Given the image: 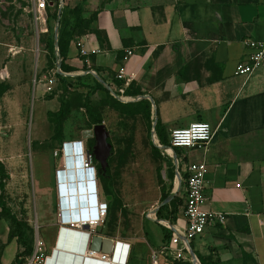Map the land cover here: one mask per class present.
Returning <instances> with one entry per match:
<instances>
[{"label": "crops", "instance_id": "1", "mask_svg": "<svg viewBox=\"0 0 264 264\" xmlns=\"http://www.w3.org/2000/svg\"><path fill=\"white\" fill-rule=\"evenodd\" d=\"M61 2L80 10L73 18L76 36L63 60L69 69L66 74L71 76L64 78L73 83L90 75L96 80V75L117 93L124 82L115 76L120 71L126 78L132 76L125 92L132 86L141 96L125 93L124 97L139 102V97L148 96L153 124L166 138L172 130L186 128L191 123L210 125L213 137L206 150L184 151L181 159L185 166L206 164L203 208L224 215L225 219L223 223H211L202 235L190 242L188 249L182 242L171 245V237L186 225L185 166L180 169L179 178L172 165L174 182L173 189L167 192V204L158 208L161 201L140 219L141 223L142 218L156 223V230L151 233L140 222L134 226L136 229L131 226L133 229L129 230L124 226L109 229L105 223L98 225L95 235L111 240L114 250L106 255L104 262L99 261L103 255L100 253H96L97 260L89 261L83 254L62 251L67 247L61 246L58 212L49 211L48 205L52 206L53 202L45 194L41 207L43 226L49 233L45 239L50 257L47 264H152V255L158 264H192L189 248L199 264H264V66L249 79L234 76L236 65L249 53L243 40L264 42V0ZM64 5L59 20L58 9L56 19L52 18L54 12L42 15L37 25L43 22L42 29L46 28L43 33L53 25L55 37L61 15L65 14ZM91 16L94 17L90 19ZM79 40L90 53L87 67L75 46ZM38 52L37 73L48 62L44 52ZM28 85L29 82L26 88ZM41 90L40 84L33 86L37 97ZM59 108L60 105L57 111L47 112L46 116L58 112ZM14 121L20 127L21 121L18 118ZM154 136L158 139L155 131ZM160 155L166 160L180 154L161 149ZM65 170L64 167L62 171ZM55 178L57 193L64 201L62 183L57 175ZM98 198L102 202L106 197ZM34 202V197L26 198L24 205L19 206L22 209H18L22 210L21 222L27 227H31ZM11 212L16 215L13 209ZM33 213L36 228L41 217L35 210ZM14 246L12 243L7 251L14 250Z\"/></svg>", "mask_w": 264, "mask_h": 264}, {"label": "rangeland", "instance_id": "2", "mask_svg": "<svg viewBox=\"0 0 264 264\" xmlns=\"http://www.w3.org/2000/svg\"><path fill=\"white\" fill-rule=\"evenodd\" d=\"M52 4L46 12H57L59 0H52ZM64 7L63 19L67 17L71 29L73 18L80 10L73 13L74 9L70 6ZM33 8L30 0H0V162L3 163L6 175L2 178L4 192L1 200L7 207L10 205L9 210L13 209L16 214L14 216L21 222L22 210L18 209L24 205L26 198L34 197L35 213L41 217L37 222V233L45 243L49 233L43 226L44 211L41 204L46 194L53 202L52 206L48 205L49 211L58 212L55 177L57 171L64 169L63 145L77 142L85 150L94 146V125L85 109L84 105H87L101 119L112 147L109 157V190L116 200L108 209L104 223L109 229L118 226L128 230L136 229L134 226H138L141 217L156 208L162 196L173 189V162L171 159L165 160L160 150L157 152L153 149V118L151 116L148 121L142 114L126 117L112 107L104 106L107 96L95 87L97 80L92 75L88 79L73 82L67 88L62 85L55 77L56 64L60 62L61 67V61L60 56L57 57L53 51V25L48 32L43 33L46 28L42 29L43 22L38 25L35 22ZM62 28L63 22L57 28L58 35ZM38 51L44 52L48 61L39 73L36 72ZM27 82L29 85L26 88ZM39 84L42 90L37 97L33 86ZM112 93L109 92V95L116 99L115 93ZM65 100L70 103L69 113L62 121L59 140H54V126L48 122L46 114L57 111L60 103ZM42 102L49 106L42 105ZM17 118L21 121L18 125L20 127L14 121ZM178 151L182 171L184 163L181 158L187 150ZM98 191L102 199L108 192L99 181ZM33 212H30L32 218ZM32 218L31 227L26 228V224L21 222L28 245L35 238ZM141 224L150 229L151 233L157 227L156 223L147 218H142ZM13 234V226L6 221L0 210V264H14L15 255L23 251L16 238L8 243ZM12 243H15L14 250L10 248L7 251Z\"/></svg>", "mask_w": 264, "mask_h": 264}, {"label": "built area", "instance_id": "3", "mask_svg": "<svg viewBox=\"0 0 264 264\" xmlns=\"http://www.w3.org/2000/svg\"><path fill=\"white\" fill-rule=\"evenodd\" d=\"M33 5V13L35 22L41 21L42 15L46 12L48 7H51L52 0H30ZM56 8L58 13L62 11L63 5L61 0L57 4ZM242 44L248 50V56L245 60L239 62L234 69V76L249 79L255 72L264 66V42L255 41L252 39L243 40ZM78 49L79 55L83 58V63L89 65V51L86 50L84 43L79 40L75 44ZM99 53V51H95ZM128 56H131V52H126ZM116 80L123 81L121 89H117V93L114 97L122 100H129L124 97L125 90L129 86V82L132 76L125 77L123 71H120L116 76ZM213 137V132L208 123L195 122L191 123L186 128L174 129L168 136V144L171 151L176 150H203L205 151L210 144ZM154 141L158 149L161 151L162 146L158 139L154 136ZM74 146V157L79 162L80 173L82 176V183L87 185V191L84 193V208L79 211L60 209L59 204L61 199L58 197V224H61V220L69 223L70 221L76 223H70L71 228L85 229V237H78L73 240L74 248L72 251L83 254L89 261L97 260L96 252L90 250L91 238L96 234L95 229L98 225L104 223L108 213V203L103 200L96 203V193L94 187V178L97 175L96 167L93 162V156L85 150L81 144L75 142L70 143ZM66 144L62 147V152ZM173 160V167L177 171V176L180 178V159L179 157L171 158ZM185 166V164H184ZM183 166V167H184ZM62 171V170H60ZM60 171H57L59 173ZM207 172L206 164L204 162L190 163L185 166V206L183 215L186 220V225L183 231L174 234L171 237V245H176L182 242L186 249L196 237L202 235L205 229L213 222L223 223L225 216L218 213H211L205 211L203 190L205 185V175ZM86 178V179H85ZM57 185V182H56ZM84 188V186H83ZM149 217V216H148ZM81 221V222H80ZM81 225V226H80ZM69 228L68 226H65ZM56 249V247H55ZM81 250V251H80ZM56 251V250H55ZM168 250L163 249L164 254H167ZM106 255H101L100 260L104 262ZM50 257L47 255L46 246L44 241L38 236L37 227L35 228V238L33 239L32 253L25 258L22 264H47ZM152 264H158L155 260V256L152 255Z\"/></svg>", "mask_w": 264, "mask_h": 264}, {"label": "trees", "instance_id": "4", "mask_svg": "<svg viewBox=\"0 0 264 264\" xmlns=\"http://www.w3.org/2000/svg\"><path fill=\"white\" fill-rule=\"evenodd\" d=\"M76 12H77L76 10H73V13H76ZM67 15H68V13H66V16ZM64 16H65V14L62 13L61 24L63 22V28H62L61 32L59 31L57 45H58L59 56L62 59L61 70L64 73L65 72L68 73L69 69L64 65L63 60L65 59L66 50L68 49L70 42L75 38L76 34L73 33V31L75 30L74 28L71 27V29H70V26L68 25L67 17L65 19H63ZM52 18L56 19V12H55V14L52 15ZM53 51H54V49H53ZM55 77L57 78L58 81H60L62 83V85H65L66 88L73 84L72 80H70L69 78H64V77H61L57 74L55 75ZM80 80L81 79H77L75 82H79ZM94 84H95V87L97 89L102 90L104 92V94L107 96V100L103 102L104 106L112 107L114 110L118 111L121 115L126 116V117H134L136 115L142 114L146 120L150 121L151 107H150V103L147 100H141L137 103L122 104V103L118 102L116 99H114L113 97H111L109 95V92L100 83H97L95 81ZM129 89H130V91L125 92L126 96H131V97L141 96L140 92L137 90H134L132 86L129 87ZM84 106H85V109L87 111L89 118L92 121V124L94 126L95 125H101V119L98 117V115L95 112H93V109L90 106H87V105H84ZM69 107H70L69 101L65 100V101L60 103V108H59L58 112L48 113V115H47L49 122L51 124H53V126H54V135H53L54 140H59V137L61 135V129H62V121L67 116V114L69 113ZM154 131L158 137L159 143L162 146L169 148L168 139L166 137H163L160 135V132L158 130L157 125L155 126ZM93 143L95 144V142H93ZM92 149H93V146H89L87 148V151L91 155H92ZM153 149L158 152V149L156 147H153ZM166 150L171 151L170 149H166ZM174 151L176 154H179L178 150L175 149ZM93 162H94V165L96 167L98 181L102 182L108 190V192L105 194V197H107V196L112 197V200L108 203V209H109L110 207L113 206V203L116 200L115 197L113 196V193L109 190V181H110L109 160H108V167H107L105 173H103L101 171L99 165L95 162L94 159H93ZM5 177H6V175L4 173V166L0 162V191H1V194H0V210H1V213L4 215V218L6 219V221H8L14 228V234L12 236H10V240L8 241V243L11 241V239L16 238L18 244L23 248V251L21 253H18L15 256L14 264H22L24 262L25 258H27L32 253V247L27 244V240L25 238L24 226H26V225L23 226V224L12 214V212L9 210V208L1 200L2 194L4 192V183L2 181V178H5ZM167 197H168L167 195H163L162 201H165L167 199ZM26 228H27V226H26Z\"/></svg>", "mask_w": 264, "mask_h": 264}, {"label": "water", "instance_id": "5", "mask_svg": "<svg viewBox=\"0 0 264 264\" xmlns=\"http://www.w3.org/2000/svg\"><path fill=\"white\" fill-rule=\"evenodd\" d=\"M59 18H60V12L58 13V20H59ZM57 28L55 30V44H54L55 49L54 50H55L56 56L58 57L59 52H58V45H57ZM56 74L61 76V77L71 76V75L66 74V73L61 71L60 62H57V64H56ZM95 78L99 83H101L103 85V87L107 91H109L111 94H113L112 90L110 89L109 86H107L105 83H103L96 75H95ZM116 99L121 103H128V102L134 101V100H122L120 98H116ZM137 100L138 101H140V100L151 101L148 96L139 97V99H137ZM154 126H155V123L153 124V130H152V142H153L154 146L157 147L155 144V141H154ZM92 134H93V140L95 142L93 149H92V156H93V159L95 160V162L99 165L101 171L103 173H105V171L108 167V159L110 157V153L112 150V147H111L110 143L108 142V133H107L105 127L101 124V125H95L93 127ZM161 149H168V147H163ZM69 159H70V157H69ZM70 160H72V162H73V159H70ZM76 166H77V169H79V171H80L79 162H76ZM76 173L77 172H75L74 167H71V168H66L65 171H60L59 173L56 174L57 178L58 177L61 178L60 181L62 183V186L65 188V192H66L65 196L71 197V199H66V203L68 206H71L72 209L79 207V197H78L79 193L77 190V185H76L77 183L75 182V179L74 180L71 179V180L67 181V177L69 174H71V175H73V177H75ZM78 173H80V172H78ZM81 195L82 194H80V196ZM70 200H71V203H70ZM111 200H112L111 196H107L105 198V201L108 203ZM167 202H168V199L163 201L159 205L158 208H161L162 206L166 205ZM70 243H71V240L66 239V241H64V247L65 246L69 247V249L65 250V251H69V250L72 251V249L70 248V247H72V246H70L71 245ZM90 250H92L96 253L103 254V255H111L113 253V250H114V245L111 242V240L106 239V238H102L98 235H94L91 238ZM189 255L191 256V263L192 264H199L190 248H189Z\"/></svg>", "mask_w": 264, "mask_h": 264}, {"label": "clouds", "instance_id": "6", "mask_svg": "<svg viewBox=\"0 0 264 264\" xmlns=\"http://www.w3.org/2000/svg\"><path fill=\"white\" fill-rule=\"evenodd\" d=\"M81 182V184H80V186L83 188V186H84V190L85 191H87V185L86 184H83L82 183V180L80 181ZM94 187H95V193H96V203H99V202H101L100 200H99V198H98V176L97 175H95V178H94ZM83 195H84V193H83ZM83 195H82V197H81V201H80V203H79V207H76V208H74L73 210L75 211L76 209V211H79V210H81L82 208H84V197H83ZM58 197L61 199V201H60V204H59V208L60 209H66V208H68L69 210H72V208L70 209V207L67 205V203H66V199H64V201L62 200V195L60 196V195H58ZM58 199V198H57ZM59 202V201H58ZM63 202V203H62ZM108 203V202H107ZM81 222V221H80ZM70 223H76V222H72V221H70L69 223H67V222H64L63 220H61V224L59 225V236H61L60 238H62V247H64V241H66V239H68V240H74V239H76V238H78V237H85V235H86V232H85V229H87L86 227H85V225L83 224V229H80V228H71L70 227ZM65 226H68L69 228H67V227H65ZM81 226V225H80ZM66 234V235H65ZM63 235H65V237L63 236ZM72 244H73V242H71ZM56 247V246H55ZM67 247V246H66ZM58 248V250L57 251H59V247L57 246L56 247V249ZM71 248V247H70ZM67 249H69V247H67ZM67 249H63L62 251H64V250H67ZM72 249V248H71ZM73 250V249H72ZM61 251V250H60Z\"/></svg>", "mask_w": 264, "mask_h": 264}, {"label": "bare ground", "instance_id": "7", "mask_svg": "<svg viewBox=\"0 0 264 264\" xmlns=\"http://www.w3.org/2000/svg\"><path fill=\"white\" fill-rule=\"evenodd\" d=\"M74 150H75L74 146H70V147L66 146V148L64 149V162L63 163H64L65 168L74 167L75 172H77L75 177H73V175L69 174L67 177V181H69L71 179H73V180L75 179V182L77 183L76 185H77V190L79 193L78 197H79V203H80V201H81L80 198L82 197L83 193H86V191L80 186V184H81L80 181L82 180V177L84 178L85 176H82L81 173H78L80 171H79V169H77V166H76L77 160L75 159L76 157H74ZM69 157H70V159H73V162H72V160L69 159ZM58 178H60V177H58ZM58 178H57V180H58ZM60 180H61V178H60ZM62 189H63L62 192H64L66 194L65 188L63 186H62ZM58 193H59V191H58ZM80 194H82V195L80 196ZM65 197H66V199H71L70 196H65ZM70 203H71V200H70ZM69 207L71 209V206H69Z\"/></svg>", "mask_w": 264, "mask_h": 264}]
</instances>
